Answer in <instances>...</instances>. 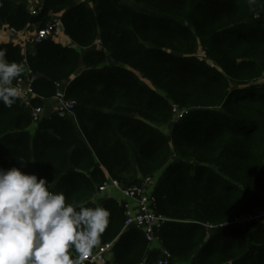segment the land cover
Instances as JSON below:
<instances>
[{"label": "trees", "instance_id": "trees-1", "mask_svg": "<svg viewBox=\"0 0 264 264\" xmlns=\"http://www.w3.org/2000/svg\"><path fill=\"white\" fill-rule=\"evenodd\" d=\"M2 2L0 29L44 28L61 15L72 46L0 48L25 65L20 79L34 75L32 108L58 83L77 106L74 117L34 124L21 99L0 103V168L22 159L23 172L88 207L110 179L156 180L154 211L168 220L161 249L125 228L124 202L100 203L110 212L101 245L114 243V264L165 253L169 264H264V0H44L37 17L27 0ZM176 108L186 111L177 120ZM246 216L258 218L231 225Z\"/></svg>", "mask_w": 264, "mask_h": 264}, {"label": "clouds", "instance_id": "clouds-1", "mask_svg": "<svg viewBox=\"0 0 264 264\" xmlns=\"http://www.w3.org/2000/svg\"><path fill=\"white\" fill-rule=\"evenodd\" d=\"M6 55L0 48V103L10 109L25 94L18 81L26 69ZM18 163L20 168H0V264L94 259L109 226V210L66 202L63 191H50L46 178L23 172L24 161Z\"/></svg>", "mask_w": 264, "mask_h": 264}, {"label": "built area", "instance_id": "built-area-1", "mask_svg": "<svg viewBox=\"0 0 264 264\" xmlns=\"http://www.w3.org/2000/svg\"><path fill=\"white\" fill-rule=\"evenodd\" d=\"M29 0L28 9L32 17H37L40 14V10L43 6L44 0ZM91 0H78L79 4L90 3ZM3 7V2L0 0V9ZM58 24L54 22L47 23L46 27L38 28L33 34H24L22 35V47L24 50L28 51L29 48H34L35 46L50 40L55 33V29ZM13 33H18V31L12 29ZM97 46H101V41H97ZM202 56L206 58L205 53H202ZM35 77L31 71H29L25 78L19 79L18 86L24 89L25 94L20 98L27 107L31 108V115L33 118L34 124L39 123L43 118L42 108H32L30 106L31 100L36 96L33 92V83ZM66 85L63 83L57 84V94L53 98V101L57 104L55 114L60 117H74V110L77 106L75 101L66 99ZM175 118L179 119L186 111L182 109H175ZM155 180L147 179L143 185H131L127 187L121 186L117 181L110 179L100 188V193L105 192L110 187L119 190L124 198V203L126 204V223L125 228L129 229L131 227H136L142 230L152 244L159 242L158 241V231L160 230L162 224L168 220L162 216H159L155 211V199L153 197V184ZM50 191H53L49 187ZM134 202V207L131 206L130 202ZM264 218V215L260 216ZM258 217L246 216L235 219L231 225H240L245 226ZM209 230H214L212 226H209ZM113 243L107 245H101L94 251V259L89 258L85 261V264H107L106 255L113 248ZM164 258L159 259L153 264H169L170 255L168 253L164 254ZM142 264H149L144 262Z\"/></svg>", "mask_w": 264, "mask_h": 264}, {"label": "crops", "instance_id": "crops-1", "mask_svg": "<svg viewBox=\"0 0 264 264\" xmlns=\"http://www.w3.org/2000/svg\"><path fill=\"white\" fill-rule=\"evenodd\" d=\"M28 2H29V0H27V5H28ZM49 22H54V23L58 24L57 28L55 29L54 36L51 38V40L55 41L56 43H59L63 46H72L71 40L64 33V29H63V26L61 24V15L60 14H56V15L53 14V15L49 16V21L47 23H49ZM39 27H40V23L34 24V25H31L29 28L25 29L24 31L18 32L16 34V33L12 32V29L8 25H3L2 28L0 29V45L6 44V43H11V44L22 46V35L33 34L36 32V30ZM24 52L27 53L26 50H24ZM30 52H32V54L34 53L33 51H30ZM34 98H36V96ZM56 106H57V104L55 103V101H53V99L45 102V106L42 108L44 118L49 117L52 114H55ZM156 185H157V182L155 180L153 187H152V190H154ZM104 199H114L120 203L124 202V198H123L121 192L115 188H112V187L107 189L105 192L99 193L94 198L93 202L99 206L100 203ZM130 203H131V206L134 207L135 203L132 201ZM153 247L157 248V249H161V245L159 242L154 243ZM106 258H107V264H114L113 248L111 249L110 252H108V254L106 255Z\"/></svg>", "mask_w": 264, "mask_h": 264}, {"label": "rangeland", "instance_id": "rangeland-1", "mask_svg": "<svg viewBox=\"0 0 264 264\" xmlns=\"http://www.w3.org/2000/svg\"><path fill=\"white\" fill-rule=\"evenodd\" d=\"M164 130H165V132L168 134V133L170 132V127H167V128H165ZM186 264H189V263H186Z\"/></svg>", "mask_w": 264, "mask_h": 264}]
</instances>
